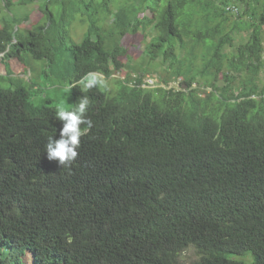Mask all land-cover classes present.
<instances>
[{"label": "trees", "instance_id": "1", "mask_svg": "<svg viewBox=\"0 0 264 264\" xmlns=\"http://www.w3.org/2000/svg\"><path fill=\"white\" fill-rule=\"evenodd\" d=\"M35 1L37 22L0 19V264H264V0H2ZM89 71L115 88L74 87ZM85 96L93 127L61 168L55 107Z\"/></svg>", "mask_w": 264, "mask_h": 264}, {"label": "clouds", "instance_id": "2", "mask_svg": "<svg viewBox=\"0 0 264 264\" xmlns=\"http://www.w3.org/2000/svg\"><path fill=\"white\" fill-rule=\"evenodd\" d=\"M82 86V91L88 92L97 89L101 92L109 90L108 79L101 72H87L74 87ZM71 89H68L70 92ZM90 100L85 96L79 100L74 110H68L64 103L55 107V119L62 122V128L56 131L54 137H49L46 144L47 159L55 161L61 168L71 169L73 163L78 160V149L81 147V138L93 127V122L87 117L91 107ZM87 127L82 130V126ZM54 138V139H53ZM59 138V139H58ZM72 243V238L67 239Z\"/></svg>", "mask_w": 264, "mask_h": 264}, {"label": "rangeland", "instance_id": "3", "mask_svg": "<svg viewBox=\"0 0 264 264\" xmlns=\"http://www.w3.org/2000/svg\"><path fill=\"white\" fill-rule=\"evenodd\" d=\"M38 2H32L29 4H22V5H17L16 3L13 2V7L10 8V10L5 9L3 6V2L2 0H0V19H4V20H10V19H14V18H21V14L23 13H28L30 11H32L31 17L29 18L28 22L29 24L33 23V22H37L38 20L41 19V12L37 9L34 11V9H36ZM34 11V12H33ZM28 24V23H27ZM85 31V26L75 22L73 23L72 27H71V34L72 37L74 39H79L82 37L83 32ZM122 43L125 45L126 49H127V58H138L142 55V50L140 48V43H142V35L140 33L134 34V35H126L125 37L122 38ZM263 42H264V36H263ZM2 54H0L1 56ZM26 64L28 67L31 64V61L29 62L28 60H26ZM34 63H32L31 65H33L32 67H34L35 69H41V67L43 66V61H34ZM21 63H17V65L12 69L14 74H18L20 75V77H23L25 79V83L28 84V78L31 77L32 78V82L36 83V84H43V77L40 78L41 73L37 74V73H33V75L30 74V72L27 69V66H25ZM37 66V67H36ZM30 68V67H29ZM5 72V68L3 65H1L0 63V86H2L3 88H7L9 87V84L6 81H3L1 78L4 76L2 73ZM263 76H264V69L262 72ZM119 76V73H115L113 75V78L115 79L116 77ZM155 77H152L151 79H147L146 81L150 84V85H157L155 84L156 80L154 79ZM114 79H109V89H113L115 88V85L113 83H115ZM155 81V82H154ZM173 85V84H172ZM49 95H51V91L48 92ZM37 98L41 96V94H37ZM195 254L193 253V251L191 249L187 250L186 252H184L179 259L180 264H189L191 261H193L195 259ZM242 260L246 261V262H251L252 258L250 256H244V257H240ZM23 260L26 262H30L31 261V257L26 256L25 254L23 255Z\"/></svg>", "mask_w": 264, "mask_h": 264}, {"label": "bare ground", "instance_id": "4", "mask_svg": "<svg viewBox=\"0 0 264 264\" xmlns=\"http://www.w3.org/2000/svg\"><path fill=\"white\" fill-rule=\"evenodd\" d=\"M81 71H82V70H81ZM108 77H109V76H108ZM110 78H111V77H110ZM115 79H116V78H115ZM113 84H114V83H113ZM112 90H113V89H112ZM77 91H78V90H77ZM86 96H87V94H86ZM75 99H76V98H75ZM47 108H48V107H47ZM47 108H46V109H47ZM41 109H42V108H41ZM37 110H38V109H37ZM42 110H43V109H42ZM41 112H42V111H41ZM36 113H38V111H36ZM44 115H45V114H44ZM38 117H39V116H38ZM2 118H3V117H2ZM50 118H51V117H50ZM44 119H45V118H44ZM33 120H34V119H33ZM40 120H41V118H40ZM31 121H32V120H31ZM31 121H30V122H31ZM45 123H46V122H45ZM47 123H48V121H47ZM42 125H43V124H42ZM4 126H5V125H4ZM46 126H47V125H46ZM52 126H53V124H52ZM0 129H1V128H0ZM8 129H10V128H8ZM8 129H7V130H8ZM40 132H41V131H40ZM41 133H42V132H41ZM43 134H44V133H43ZM3 136H4V135H3ZM84 137H85V136H84ZM82 139H83V138H82ZM86 152H87V151H86ZM96 158H97V157H96ZM86 159H87V158H86ZM79 165H81V164H79ZM44 184H45V183H44ZM186 250H187V249H186Z\"/></svg>", "mask_w": 264, "mask_h": 264}, {"label": "built area", "instance_id": "5", "mask_svg": "<svg viewBox=\"0 0 264 264\" xmlns=\"http://www.w3.org/2000/svg\"><path fill=\"white\" fill-rule=\"evenodd\" d=\"M231 9L233 12H235V13L237 12V9L235 7H232Z\"/></svg>", "mask_w": 264, "mask_h": 264}]
</instances>
